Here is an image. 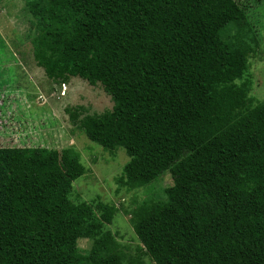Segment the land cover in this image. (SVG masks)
I'll list each match as a JSON object with an SVG mask.
<instances>
[{"label": "trees", "instance_id": "trees-1", "mask_svg": "<svg viewBox=\"0 0 264 264\" xmlns=\"http://www.w3.org/2000/svg\"><path fill=\"white\" fill-rule=\"evenodd\" d=\"M48 2L57 14H42L47 24L33 39L47 77L123 88L120 112L82 122L130 157L120 181L172 175L167 201L133 221L155 264H264V101L253 103L244 79L253 47L228 33L240 34L246 7L238 0ZM85 171L72 148H0V264H123L105 253L112 236L102 232L116 207L69 199ZM79 237L95 239L87 256L75 249Z\"/></svg>", "mask_w": 264, "mask_h": 264}, {"label": "rangeland", "instance_id": "rangeland-1", "mask_svg": "<svg viewBox=\"0 0 264 264\" xmlns=\"http://www.w3.org/2000/svg\"><path fill=\"white\" fill-rule=\"evenodd\" d=\"M41 1L0 0V148L76 150L86 171L72 182L71 202L91 203L99 198L117 209L112 221L102 227L103 233L112 236L105 253L116 254L123 264H155L138 240L133 221L138 212L167 201L165 188L173 184L172 175L163 171L155 179L136 185L120 181L130 157L99 131L87 133L82 122L87 117L120 112L119 107L127 104L123 88L114 81L89 82L73 75L65 83L47 77L33 57V39L43 30L42 24H47L42 14L48 17L57 12L50 2ZM238 1L246 7V24L240 34L234 27L228 33L237 36L239 44L254 49L244 79L251 82L253 103L262 102L264 0ZM29 4L37 6V16ZM54 27H61V23ZM248 27L251 32H245ZM94 240L79 237L75 249L87 256Z\"/></svg>", "mask_w": 264, "mask_h": 264}]
</instances>
